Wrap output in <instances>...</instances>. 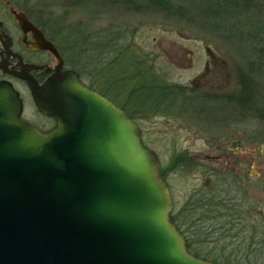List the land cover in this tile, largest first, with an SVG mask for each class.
<instances>
[{
    "label": "water",
    "instance_id": "1",
    "mask_svg": "<svg viewBox=\"0 0 264 264\" xmlns=\"http://www.w3.org/2000/svg\"><path fill=\"white\" fill-rule=\"evenodd\" d=\"M14 76L57 128L24 122L0 81V264H215L186 251L159 158L123 110L73 70Z\"/></svg>",
    "mask_w": 264,
    "mask_h": 264
},
{
    "label": "rangeland",
    "instance_id": "2",
    "mask_svg": "<svg viewBox=\"0 0 264 264\" xmlns=\"http://www.w3.org/2000/svg\"><path fill=\"white\" fill-rule=\"evenodd\" d=\"M166 1L171 4L170 9L163 5L158 7L149 4L146 0H134L138 10L131 8L132 11L127 13L117 10L104 15L95 24V33L108 37L110 34L105 33L104 29L109 26L122 20L130 24L134 29L133 34L126 39L122 48L127 49L134 59H145L148 64L154 65V74L161 77L170 88L174 85L182 86L183 90L179 94L186 98L185 107L191 111L201 110L198 105L200 100L205 102L204 105H210L207 98L210 95H232L236 88L240 89V80L244 82L246 120L243 123L236 121L230 124V128H234L231 132L237 135L241 133L245 142L226 154L231 160L229 169L234 168L235 174L244 173L246 176L241 194L238 193L240 189L232 187L234 189H231V197L234 196L237 201L231 202L237 212H245L247 209L250 212L238 216L226 212V216L222 218L217 212L214 216L212 213L202 214L201 220L195 226L198 233L195 239L201 254L217 255L219 258L216 259L219 261L264 264V246L257 245L260 236L264 237V67L262 70L261 66L254 64L257 51L264 50V28L258 31L260 27H264V0H245L249 2L248 5L244 0H215L221 5L219 12L225 10L242 13L236 19L227 16L226 12L223 14L211 9L207 11V15L214 14L207 20L203 12V7L207 5L205 0ZM211 6L215 8L214 4ZM247 10H250L249 14L244 13ZM41 16V22L47 20L46 15ZM37 19L39 20L38 16ZM251 31L256 32L249 37L247 33ZM114 32L118 31L115 29ZM114 32L111 36L116 35ZM117 50L118 45L115 42L112 57H117ZM117 73V69L107 72L110 79L116 77ZM101 78L100 82L93 83L88 79L85 83H96L94 86L100 88L107 81ZM15 85L24 98V117L38 122L27 91L21 84ZM141 95L144 97L145 92ZM196 96L204 98H197L196 101ZM138 97L134 96L133 100L137 101ZM190 97L196 103L189 104ZM134 115L146 145L157 154L163 168H167L176 150L183 148L189 154L195 151L192 145L196 139L195 128L200 126V121L207 118L171 113L163 116L148 111ZM205 123L207 125L206 121ZM202 132L197 136L203 137ZM185 141L187 142L184 143ZM200 151L207 154V150ZM221 165L224 166V163ZM192 171L191 166L184 172L167 170L166 180L173 202L171 212L175 214L181 213L186 206L192 207ZM197 219L195 215L194 220ZM185 220L184 217L183 223Z\"/></svg>",
    "mask_w": 264,
    "mask_h": 264
},
{
    "label": "flooded vegetation",
    "instance_id": "3",
    "mask_svg": "<svg viewBox=\"0 0 264 264\" xmlns=\"http://www.w3.org/2000/svg\"><path fill=\"white\" fill-rule=\"evenodd\" d=\"M19 17L28 23L24 24L25 26L21 25ZM42 39L47 43V48L38 45V41ZM52 49H54L55 52L52 51ZM115 58L116 57L111 58L112 71L116 69L114 66ZM59 66L61 70L75 71L71 67V59L66 54V49H64L62 44L53 39L46 29L38 23L34 16L28 11L22 10L21 3L18 0H0V81L10 83L19 93V97L22 99L23 104L21 119L44 134L55 130L57 128V122L54 118L42 114L36 108L26 82L15 77L14 73L25 72L39 85H42ZM79 78L81 83L88 89L110 101L108 97L91 89L81 79L80 75ZM112 78L114 79L116 77ZM242 82L243 81L240 80L238 84L241 91L236 88V91H233L232 95L222 93L208 96V103L210 105H204L203 103L205 102L200 100L198 104L200 107L199 109H201L200 111H191L188 107H185L186 98L184 99L183 96L179 94L183 90L181 88L182 86L174 85L173 88H169L170 90L168 89V91H166V93L172 92L173 95L170 96L165 94L163 96L164 100L162 101V112L160 115L167 116V113H171V115L189 114V116L200 119L207 116L206 119L200 121V126L195 128L194 134H196V139H194L192 143L195 151L192 154L184 152L183 148L179 151L176 150L167 168H163L159 159L161 179L169 192L170 188L166 180L167 170L184 172L188 166L193 167L190 187L192 211L198 218L195 220L197 221L196 223L194 221L195 226H197L198 222L201 220L200 215L202 214L212 213L213 216L216 212L219 216L227 214L226 212H228L231 205H234L231 200L235 201V203L237 201L234 200V196L231 197V189H234L232 187L240 189L238 191L239 194L243 191L242 183L246 176L244 173L235 174L236 170L234 168L229 169L228 165L231 160L226 154L227 151L244 145L245 142L241 133L237 135V133L231 132L234 128H230V124L236 121L237 123H243L246 120V105L243 101L245 98V95H243L244 82ZM16 83L21 84L27 91V96L33 104L38 122L24 117L25 102L21 92L15 85ZM113 84L114 80L111 81L109 91L111 96L115 95ZM197 98L202 99L204 97L196 96V101ZM169 99L174 100V102L171 103L168 101ZM192 99L193 97H190L189 104L196 103V101H192ZM111 103L116 106L113 102ZM198 131H203V137L197 136L199 133ZM141 137L143 144L147 146L143 139L142 131ZM186 142L187 141L184 143ZM200 150H207V154H204V152ZM223 163L224 166L221 165ZM247 211L249 210L247 209L245 212L241 211L239 213L242 214V212L246 213ZM257 245H260V247L264 246V237L260 236Z\"/></svg>",
    "mask_w": 264,
    "mask_h": 264
},
{
    "label": "trees",
    "instance_id": "4",
    "mask_svg": "<svg viewBox=\"0 0 264 264\" xmlns=\"http://www.w3.org/2000/svg\"><path fill=\"white\" fill-rule=\"evenodd\" d=\"M21 3L22 10L28 11L38 23L47 29L48 33L62 44L66 49V54L71 59V67L86 82H97L103 77L105 80L102 87H95L93 83L88 85L91 89L101 93L103 96L108 97L117 107L121 108L129 118L135 121L134 113H145L148 111L152 114L159 115L163 96L173 95L172 92H167L170 85L154 74V68L152 64H148L145 59H134L127 49L122 48V45L126 39L133 34L134 29L126 22L118 21L113 26H109L104 29L105 33L110 34L108 37H102L95 32V24L107 14L115 13L118 11L129 12L138 10L139 7L134 4V0H18ZM149 4L160 7L164 6L166 9L171 8V4L166 0H146ZM207 5L203 7L205 18L210 19L207 15V11L214 9L218 11L220 4L215 0H205ZM245 2V0H244ZM216 3V4H215ZM248 5V1H246ZM214 4V7L211 6ZM244 4V3H243ZM234 11V10H233ZM227 13V16H233V18L239 19V11L228 12L221 11L219 13ZM250 10L244 12L249 14ZM46 15L47 20L41 22V15ZM251 14V13H250ZM220 17V15L218 16ZM40 21V22H39ZM259 25V24H258ZM212 27V26H211ZM260 27V26H259ZM213 28V27H212ZM264 28L263 26L258 31ZM118 32H114V30ZM214 29V28H213ZM215 30V29H214ZM218 32L217 30H215ZM257 31V30H256ZM256 31L248 32V36L251 37ZM257 31V32H258ZM115 33V36H111V33ZM107 34V35H108ZM112 37V38H111ZM118 41V42H117ZM114 42V44H113ZM115 42L118 45L117 57L115 58V68L118 70L116 78L110 79L107 72L112 70V49ZM119 43V44H118ZM261 53V55H259ZM257 58L255 65L264 67V50L257 51ZM261 56V60H259ZM262 72V71H260ZM107 76H106V75ZM114 80L115 95L111 96L109 91L111 87V81ZM170 90V89H169ZM145 92L144 97L142 93ZM139 94V95H138ZM134 96H139L137 101L133 100ZM171 103L174 100L169 99ZM231 212L238 215H246V213H239L236 211L234 205L228 209V214ZM226 216V214H224ZM224 215L220 216L222 218ZM182 217V218H181ZM185 217V222L184 221ZM194 217L192 207L187 206L181 213H170V220L174 224L175 228L182 235L185 241L186 251L198 258L215 264H233L230 261H219L216 258L219 256L201 254L196 245V228L194 225ZM183 220V221H182ZM188 224V225H187ZM225 224V223H223ZM187 225V227H183ZM222 225V224H221ZM226 225H231L226 223ZM233 225V223H232Z\"/></svg>",
    "mask_w": 264,
    "mask_h": 264
}]
</instances>
